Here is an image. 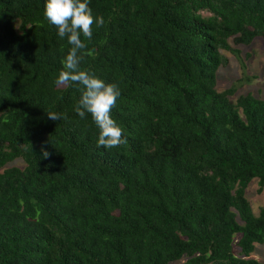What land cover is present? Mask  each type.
Listing matches in <instances>:
<instances>
[{"label":"trees","instance_id":"1","mask_svg":"<svg viewBox=\"0 0 264 264\" xmlns=\"http://www.w3.org/2000/svg\"><path fill=\"white\" fill-rule=\"evenodd\" d=\"M46 2L0 0V264H262L264 100L215 84L229 40H264V0H90L81 68L120 87L113 149L54 83L70 45Z\"/></svg>","mask_w":264,"mask_h":264},{"label":"clouds","instance_id":"2","mask_svg":"<svg viewBox=\"0 0 264 264\" xmlns=\"http://www.w3.org/2000/svg\"><path fill=\"white\" fill-rule=\"evenodd\" d=\"M90 0H47L44 15L55 26L60 38H67L69 51L63 61V69L54 81L57 86H78L80 99L75 107L76 113L83 119L90 114L99 129L97 147L113 149L127 143L123 128L112 118V109L116 106L121 90L116 83H106L93 72L82 69L87 43L92 39V27H102V16L93 14ZM83 37V39H82ZM48 118L56 121L61 114L48 112ZM43 156L49 153L42 149Z\"/></svg>","mask_w":264,"mask_h":264},{"label":"rangeland","instance_id":"3","mask_svg":"<svg viewBox=\"0 0 264 264\" xmlns=\"http://www.w3.org/2000/svg\"><path fill=\"white\" fill-rule=\"evenodd\" d=\"M13 25L17 29V23L14 22ZM228 45L230 48L238 50L239 54L234 56L228 52L220 51L225 58V64L216 71V90L224 91L235 85V91L229 97L230 100L234 101L238 96L245 94L264 100V40L256 38L246 46H235L229 40ZM23 165L22 160L17 159L6 167L21 169ZM245 198L254 215L257 214L260 207L264 206V189L260 193L257 192L256 180H252L248 184L245 190ZM235 239L236 237L234 241ZM232 252L237 255L238 250L235 246L232 247ZM250 258L264 264V243L254 246ZM183 261L170 264H178Z\"/></svg>","mask_w":264,"mask_h":264}]
</instances>
